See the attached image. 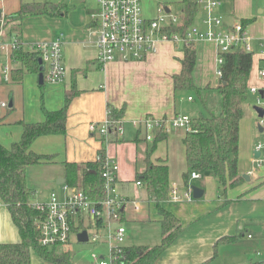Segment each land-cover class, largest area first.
Segmentation results:
<instances>
[{
  "label": "crops",
  "instance_id": "1",
  "mask_svg": "<svg viewBox=\"0 0 264 264\" xmlns=\"http://www.w3.org/2000/svg\"><path fill=\"white\" fill-rule=\"evenodd\" d=\"M178 1L141 0L142 14L145 19H153L157 10L164 8L166 13L178 17ZM216 1L219 6L215 9V14L221 17L224 28L251 21L245 28L250 38L251 53L257 57L249 74L248 91L251 88L261 90L264 88V80L258 76V71L262 68L263 58L260 43L264 39V0ZM24 2H45L67 7L68 12L64 16L28 17L21 22L17 32L11 34L8 28L5 29L7 36L19 40L24 50H27L30 44L48 42L62 35L63 66L66 72L63 81L56 85L48 84L44 79L43 84L39 85L38 75L29 73L24 74L19 82H13L11 75L10 80L5 82L2 79V67L7 60L5 55L0 53V103L7 104V108H0V145L10 149L14 143L20 141V122H43L40 99L47 111L58 110L63 106L65 93L74 86L76 94L67 109L65 135L38 138L30 147L37 155L53 156L52 163L43 166L61 168L62 173L49 180L51 192L61 194L60 187L65 184L63 163L75 164L80 180L83 166L95 162L98 152L103 149L118 165L114 187L116 194L124 200L121 208L122 225L144 224L145 229H158L160 236L159 242L154 245L138 244L131 240L125 231L124 248H152L159 245L162 238L161 217L155 204L148 201L146 193L144 200L138 197L139 189L144 192L145 189L141 184L137 185L136 176L145 171L147 154L152 149L148 160H164L168 167L170 184H175L178 190L183 192L186 187L182 174L186 171V163L181 140L185 132L171 131L167 134V139L153 147L154 139L146 141L143 129L135 128L132 123L145 117L172 119L177 115H187L183 113L186 108L180 103H191L193 99L190 96L184 97L183 91H175L173 87V78L181 71L182 48L163 42L157 45L154 53L141 61L111 62L102 66L97 61V26L90 20V14L96 12L95 0ZM19 7L20 0H0V12L3 17L16 13ZM202 18L203 12L199 6L193 25L202 28ZM193 49L196 52L195 66L203 76L201 82L197 79L193 82V88L198 87L203 91L216 90L219 78L215 85H211L210 80L217 69L215 45L210 42H198L193 44ZM13 64L11 61V68H18L17 64ZM249 95L257 99V95L250 91ZM255 106L249 104L247 99L244 116L239 125L238 173L242 177V183L220 193L214 184L216 180L207 174L206 180L198 185L203 191L200 199L192 198L190 201L177 203L168 199L163 202L161 207L179 221L183 230L151 264H264V162L259 165L257 159H254L256 145L264 140V129L259 132L257 123L255 125L254 119L258 120L253 109ZM108 107L117 110L123 108V134L103 145L99 137L89 131V126L103 122ZM171 133H175L176 138L172 139ZM155 136L156 134L154 138ZM170 141H176L181 146L182 158L175 169L172 165ZM259 158H264V150L260 152ZM243 175L249 178L248 181ZM61 179L64 182L58 184ZM34 195L36 196L35 192ZM48 196L41 202L46 201ZM37 202L40 201L33 200V203ZM134 203L138 207L137 210L134 209ZM82 226L72 238L86 231L83 222ZM19 241L17 227L0 201V244H15ZM96 246L101 250L98 255L104 256L105 245ZM67 250L70 251L68 248ZM72 258L73 264H77L74 262V254ZM31 264L51 263L31 253Z\"/></svg>",
  "mask_w": 264,
  "mask_h": 264
},
{
  "label": "trees",
  "instance_id": "2",
  "mask_svg": "<svg viewBox=\"0 0 264 264\" xmlns=\"http://www.w3.org/2000/svg\"><path fill=\"white\" fill-rule=\"evenodd\" d=\"M199 0H179V23L172 26L167 33H183L195 23L199 10ZM67 7L52 3H25L20 0L18 11L12 15H5L2 19L4 29L9 33L17 32L21 22L28 17L64 16ZM251 21H243L245 27ZM17 49L11 54V80L19 82L24 74L39 75V58L22 48L16 39ZM183 58L180 60L181 71L173 78L175 91H186L193 88L192 73L196 64V52L193 44L182 48ZM253 53L235 49L223 55L221 66L222 75L216 91L220 98V109L217 114L193 119L190 131L185 132L182 145L185 153L186 171L182 174L184 187L188 186L189 175L197 172L200 175H211L218 185L227 188L237 187L242 183L238 173L239 125L244 116V105L248 98V79L252 67ZM13 64V65H14ZM43 75V73H42ZM199 91V90H198ZM76 89L73 86L65 93L63 106L55 111H47L40 99V110L44 116L43 122L24 123L19 142L10 149L0 145V201L7 208L13 224L17 227L20 241L15 244H0V264H31V253L41 260L51 264H73L70 251L57 247H43L40 244V232L37 222L40 214L33 208L34 193L26 184V169L31 166L51 164L53 156L37 155L30 150L35 140L47 136H64L66 133V113ZM108 118L111 121L122 120L124 110L108 107ZM167 139V134L158 132L153 140L154 144ZM153 150H149V159ZM147 159L145 171L136 176L144 187L148 201L155 204L161 227V242L152 248L132 247L124 248L120 257L121 264H151L169 247L181 234L183 228L179 221L161 204L168 200L170 191L168 167L164 160L151 162ZM65 170V184L68 187H79L88 199L103 200V179L99 165L96 162L83 166L81 179L78 180L77 166L63 163ZM79 218L72 226V235L82 228Z\"/></svg>",
  "mask_w": 264,
  "mask_h": 264
},
{
  "label": "built area",
  "instance_id": "3",
  "mask_svg": "<svg viewBox=\"0 0 264 264\" xmlns=\"http://www.w3.org/2000/svg\"><path fill=\"white\" fill-rule=\"evenodd\" d=\"M96 12L90 14L92 24L97 26V61L104 66L111 62L141 61L156 51L157 45L169 42L188 47L198 42H210L216 47V75H222L223 55L235 49L252 52L250 38L246 28L236 23L224 28L222 19L215 14L219 6L216 0H199L203 12L202 28L191 25L183 33H167L179 23V17L168 14L164 8L157 10L153 19H145L142 14L141 0H95ZM3 16L0 19V53L5 55L6 63L2 67V79L10 80L11 54L17 49L16 40L8 37L4 29ZM62 35L48 42H37L27 47V52L35 54L41 62L43 79L46 83L56 85L63 81L65 68L63 66ZM262 68L258 76L264 80V39L260 43ZM264 91V88H262ZM250 93L257 95L256 106L264 109V98L259 96V89L251 88ZM190 100V98L188 99ZM0 108H7L6 103H0ZM191 119L188 116L177 115L172 119L145 117L132 124L137 129H143L146 141H152L158 132L169 134L171 131H190ZM260 127L264 129V115L259 119ZM89 131L96 134L103 145L109 144L122 136V121H111L108 112L103 122L91 124ZM256 152L264 150V144L258 143ZM103 179L104 197L101 201H92L78 188L67 185L60 187L61 194L52 191L44 202L33 203L32 208L40 214L37 228L40 232V244L43 247H68L72 238V226L80 218L88 235L87 243L105 245L106 254L99 256L91 254L97 264H121L120 257L124 249L125 228L121 223V208L124 200L115 192L116 172L118 165L100 150L95 158ZM260 165L264 158H258ZM200 174L191 172L189 180H197ZM140 185V182H137ZM169 201L177 203L192 200L191 189L187 186L180 192L175 184H170ZM134 209L138 207L134 203Z\"/></svg>",
  "mask_w": 264,
  "mask_h": 264
},
{
  "label": "rangeland",
  "instance_id": "4",
  "mask_svg": "<svg viewBox=\"0 0 264 264\" xmlns=\"http://www.w3.org/2000/svg\"><path fill=\"white\" fill-rule=\"evenodd\" d=\"M256 57H257L256 54H253L252 66H253V62H256ZM212 77L213 79H210L212 83L211 85L217 84L219 77L216 74L212 75ZM192 78H193V82H195L196 79L199 82L203 80V76L201 75L197 66H195L194 68ZM199 82L196 81L197 85ZM196 83H194V85ZM182 95L184 97L190 96L193 99V102L191 103H187L186 101H184L183 103H180L184 105V107L186 108L185 112L183 113H187V115L185 116L189 115L188 117L191 120L198 119L201 116L207 117L209 116V113L215 114V113H218L219 111L220 98H219L217 91L214 89L203 91L200 88L195 87V88H190L189 90L183 91ZM247 99H248L249 104H253V105L257 104L256 97L249 95V93H248ZM254 122H255V125L256 123L258 125L259 119L258 120L254 119ZM181 131L184 132L183 130ZM170 136H173L172 139L176 138L175 133H171ZM169 143H172V145H169V147H170L171 152L173 153L171 155V158H172L173 169H175V167H178L179 165L180 158H182L180 157L181 146L178 145L176 141H170ZM261 143L264 144V140L261 141ZM60 169L61 168L59 167H52V166H46V165L45 166L37 165L33 167H28V169L26 170L27 187L31 189L32 192L34 190V192L36 193V196H34V199H37L40 202L46 199V197L51 193V188L49 186V180L54 178L55 175L59 173L61 174L62 171ZM207 176L208 175H201V178L199 180L189 181L188 186L198 187L201 181H204V179L206 180ZM214 184L219 188L220 193L223 192L224 189L222 185H218L217 182L216 183L214 182ZM182 189H184V187H182ZM138 197L141 200L145 199V192L142 189H139ZM145 226L146 225L140 224V223H137V224L126 223L123 225L126 233L131 238V240L135 241V243H138V244L148 243L147 245H154L158 243L160 239V236L158 234V229H155L153 227H149L145 229ZM155 233H157V235ZM145 238H146V241L143 242ZM125 243L126 242H124L123 245H125ZM96 247L97 246L91 245L90 243H79L76 241V238L73 237L71 239L69 246L63 249L65 250H67V248L70 249L71 251L70 254L72 256L74 254V262L77 264L78 262L79 263L81 262L82 264H93V263L97 264L96 261H94L91 258V254H99L101 252V250L97 249ZM102 251H104V249Z\"/></svg>",
  "mask_w": 264,
  "mask_h": 264
},
{
  "label": "water",
  "instance_id": "5",
  "mask_svg": "<svg viewBox=\"0 0 264 264\" xmlns=\"http://www.w3.org/2000/svg\"><path fill=\"white\" fill-rule=\"evenodd\" d=\"M0 19H1V12H0ZM39 63L41 64L40 61H39ZM42 70H43L42 67H40V72L41 73L38 75V83H39V85H42L43 84ZM258 93H259L260 98L263 99L264 98V91L261 89V90H259ZM253 109L256 112V114L258 116V119H260V118L263 117V115H264V109L262 107L255 106ZM258 130H259V132H262L263 131V128L260 127V125H258ZM259 157H260V153L259 152H255L254 153V159H258ZM243 178L245 180H247V181L249 179L246 175L245 176L243 175ZM63 182L64 181L61 179V180H58L57 183L60 184V183H63ZM190 189L192 191V198L194 200L200 199L202 197L203 191L201 189H199L198 187H195V186H191ZM76 238H77V242H79V243H86L87 242V239H88L87 232L86 231H82L81 233H79L77 235Z\"/></svg>",
  "mask_w": 264,
  "mask_h": 264
}]
</instances>
